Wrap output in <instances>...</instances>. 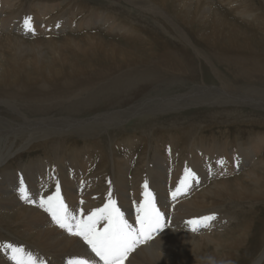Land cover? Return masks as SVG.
<instances>
[{
  "label": "bare ground",
  "instance_id": "1",
  "mask_svg": "<svg viewBox=\"0 0 264 264\" xmlns=\"http://www.w3.org/2000/svg\"><path fill=\"white\" fill-rule=\"evenodd\" d=\"M10 1L1 0L0 11L12 10L13 4L9 5ZM124 1L149 13L164 29L165 35L171 36L170 38L179 44L174 45L175 42L173 45L169 44L164 37H161L162 44L154 40L161 47L160 51H156L157 48L159 49L157 45L144 47L149 51L152 49L155 51H150L149 55L139 50L141 46L133 44H130L131 47L122 46L102 39L97 33H87L81 36L83 41L67 34L62 43L54 38L44 39L46 40L44 44L48 49L42 52L44 44L41 41L26 46L22 42L23 39L17 36L0 34V46L4 43L1 46L3 53L0 48V169L8 168V171L0 172V207L5 204V210L0 208V223L8 227V234L0 237V264H14L9 259L10 251L4 248L7 243L23 247L25 253H31L37 260V264L40 261H43V264H74L77 259H86L92 264H101L91 254V249L82 238L71 235L65 229L60 228L49 213L39 207L40 196L46 197L53 194L55 188L51 191L48 187L56 186L57 181L70 211L79 215L81 209L87 214L94 208L102 207L107 202L108 192L111 191L112 198L124 212L125 219L133 226H136L134 223L137 214L136 202L143 200L142 185L145 180L148 181L149 189L155 195L157 208L162 213H166L165 223L151 239L142 241L129 253L124 264H228L236 260V254L246 246V242L250 239L248 232L252 229V224H245L239 228L236 236H230L229 233H225V230L224 234H215L216 229L225 227L230 217L224 213L217 216L218 214L204 211L214 210L218 204L222 206L227 199L264 200V156L256 160L255 164L251 159L253 154L255 157V153H259L263 148L264 135L252 138L250 140H254L252 145L246 148L238 147L236 150H231L227 146L221 148L214 143L202 145L204 143L201 142L193 154L182 160L179 159L177 163L178 155L176 156L173 149L167 155L160 151L156 153L151 151L154 154L152 162L147 159V156L141 157L140 165H137L138 167L134 168L132 173L129 171L134 164L132 156L123 151L124 155L121 153L120 156L113 152L111 155L112 183L110 182L109 190L102 185L106 178L103 177V172H91L94 169V158L91 155L83 157V153L88 151V148L84 151L78 149L73 152L72 150L73 156L68 159L61 155L62 158L58 156V153L68 148L66 142L69 138L74 136L83 139L97 138L102 133V128L126 130L129 121L144 115L151 120L162 113L169 114L173 111L198 106L246 105L264 110V15H258L256 10L247 9L245 3L235 5L236 0H223L230 6L233 5L232 8L237 9L247 19H256V26L260 28L257 30L260 33H257L251 28H242L229 20L218 7L213 5L214 0ZM35 6L38 8L39 15L44 16L56 5L42 2L36 3ZM45 16L47 17V14ZM7 17L0 13L1 31L12 29L11 20ZM49 21L39 22L42 32H57L76 27L70 24L71 22L65 24L55 21L49 24ZM88 21L85 20L83 25L87 26ZM115 26L117 24L108 23L109 29H114ZM32 28L35 30V27ZM118 28H123V26L120 25ZM15 29L16 27L13 28ZM15 31L19 32L18 29ZM130 39L137 40L138 38L133 36ZM63 45L68 46L67 49L72 54H82L90 62L95 60L104 64H98L100 66L96 65L93 70L89 71L88 67L83 68L85 65H77L74 59L71 60V57L66 54L67 49L60 50ZM28 54H30V59H28ZM251 57L260 60L262 65L256 66V69L250 67L251 70L250 68L247 70L245 66L246 71L241 72L244 65L242 58L247 61ZM3 59H5L4 62ZM237 60L242 65V67L239 66L241 74L251 75L257 72L260 75L258 77L248 75L250 78L247 79L245 85H234L225 80L220 65L238 68ZM30 61L33 64L36 78L32 77L31 70L24 65L25 62L29 65ZM204 64L212 71L217 80L216 83L208 84L203 78L200 79L199 74H202ZM185 83H190L185 91L184 89L170 91V87L179 88ZM108 91H114L115 96L106 94ZM104 102L109 107L115 104V108L102 110ZM230 118L231 114L228 112L225 117L209 115L204 117L203 121L200 119L196 122L205 124L235 119V117ZM146 122L152 123L154 120ZM181 125L182 123H174L173 127L178 128ZM154 126L163 127V125L154 124L151 127ZM127 141L128 139L125 142ZM189 141L191 142L192 139ZM120 145L127 146L122 142ZM156 146L158 147L157 143ZM191 146L194 145L190 144ZM38 147H42L47 156L44 160L36 159L39 162L10 171L12 166L9 159ZM52 153L57 154L54 159L50 157ZM13 154L17 155L13 156ZM247 166L251 167L247 168L242 175L229 178V174ZM186 167L196 173L198 182L189 179L187 181L189 187L177 193V198L173 200L172 192L179 186V181L184 178ZM102 170L105 171V167ZM19 173H23L31 183V188H27L37 200L36 204L27 203L20 198L21 178L17 179ZM36 173L38 174L35 175ZM24 182L27 186L28 182ZM251 185L257 188H251ZM81 201H83L82 204ZM203 216H214L215 219L207 227H198L196 231H193L187 221ZM102 224L103 222L98 227H102ZM258 253L256 258H252L254 260L251 264H261L264 261V243Z\"/></svg>",
  "mask_w": 264,
  "mask_h": 264
},
{
  "label": "rangeland",
  "instance_id": "2",
  "mask_svg": "<svg viewBox=\"0 0 264 264\" xmlns=\"http://www.w3.org/2000/svg\"><path fill=\"white\" fill-rule=\"evenodd\" d=\"M15 1L16 0H11L9 2V5L13 4L12 10L11 9L10 10L7 9V10H3V11L1 10L0 11V13H2V16L5 15V17L8 16L7 18H10V20H11V26L10 27H12V29H10V30H4V31L0 30V34L4 35V36H6V35L7 36L8 35L17 36L20 39H23L22 42L26 46L27 45H32L36 41H41L44 44L46 42V40H44V39H48V38H54L57 42L62 43L64 41V37L67 36V34H69V36H74L76 39L79 38L80 40L83 41L81 36H84L87 33H89V34L90 33L91 34L97 33V34H99L101 36L102 39H104L106 41L116 42L119 45L126 46V47H128V46L131 47L130 44L131 45L133 44L134 46H138V47L141 46V48H143V49H144V47L146 48V47H150V46L152 47L154 45L156 46L157 42H159V44H162V41H163L162 38L163 37L165 38V40H167V42L169 44L173 45L174 42H175L174 45H178L179 44L178 42H176V40L171 39L172 38L171 36L165 35L164 29L150 16L149 13L144 12L141 9H138V8L132 6L129 3H126L124 0H81V1L80 0H17L16 2ZM42 2L43 3L46 2L48 4L52 3V4L56 5L55 7H52L53 9H50L46 13L47 17L49 19H46L47 18L45 16L46 14L44 16L43 15H39L38 8L35 6L36 3H42ZM58 3H60V4H58ZM244 3L246 5L247 9L256 10L258 12L257 13L258 15H264V0H236L234 2L235 5L236 4L242 5ZM213 5L218 7L220 9V11L224 15H226L229 20H231V21L235 22L236 24L240 25L242 28H247V29L251 28L255 32L260 33V32L257 31V30L260 29L259 27L256 26L257 20L248 18L250 20L249 21L247 19V17H245L244 15L240 14L237 9H233L232 8L233 5L230 6V4H227V2H224L223 0H221V1L220 0H214ZM66 6H67V8H66ZM80 6H82L83 8H81ZM75 7H76V9H75ZM89 7L91 9H88ZM34 8H35V11H34ZM79 8H80V10H79ZM57 10H58V12H57ZM5 11H6V13H5ZM14 13H15V15H14ZM101 13H103V14H101ZM69 15H70V17H69ZM79 15H81V16H79ZM11 16H12V18H11ZM17 16H18V18H17ZM21 16H22L23 19L20 18ZM26 17H31L32 18L31 19V27H35V30L32 31V32H30V31H28L26 29V26H25V18ZM41 18H42V21H41ZM118 18H119V20H118ZM103 19H107L108 22L107 21H103ZM45 20L46 21L50 20L49 24H51V23H53L55 21H58V22L60 21V22L65 23V24L68 23V22H71L70 24H72V25H74L76 27L75 28H67L66 30H63L64 32L63 31H57V32L54 31L55 33L54 32L46 33V32H42L40 27H39V25H40L39 22H41V23L42 22H46ZM80 20H82V21L83 20L84 21L85 20H89L88 21V25L84 26L83 25L84 21L82 22ZM96 20H97V22H95ZM98 20H101V21H98ZM245 20H247V21H245ZM114 21H115V23H114ZM80 22H82V23H80ZM77 23H80V24H77ZM96 23H98V24H96ZM108 23H112L113 25L117 24V26H115L114 29H109L108 28ZM118 25L119 26L120 25L123 26V28H118L119 27ZM14 26L16 27V29L19 30V32L15 31L16 29L13 30V28H15ZM127 27H129V29L126 30ZM116 28H118V30H115ZM133 28H134V30H133ZM120 32H122V33H120ZM118 35H120V36L118 37ZM138 35H140V36H138ZM133 36H135L139 40L138 39L137 40L130 39ZM147 38H148V40H147ZM154 40H155L156 43L154 42ZM3 45H4V43H1V46H3ZM1 46H0V48L2 49ZM138 47H135V48L139 49ZM157 47H159V46L157 45ZM67 48H68V46H64L63 45V46H61L60 50H66ZM141 48L139 50L143 54H149L150 55L151 52H155V51H153L152 48H151L152 50H150L151 52L149 51V49L148 50L144 49V51H143V49H141ZM47 49H48V47L44 44V46H43V48L41 50H42V52H44ZM160 50H161V47H159V49L158 48L156 49V51H160ZM3 51L4 50L2 49V53H3ZM0 53H1V51H0ZM66 54L71 57V60L74 59L75 62H77V65H80V66L85 65V67L83 66V68H85V69H87V67H88L87 70H89V71L93 70V68H95L96 65L100 66V65L104 64L102 62H96L95 60L90 62V60L87 59V57H85L84 55H82V54L81 55L80 54L79 55L72 54L69 49L66 50ZM252 57H251L250 60L254 59L253 61H250L248 59H247V61H245L242 58V62H243L242 64H244L243 67H242L241 62L239 60H237L238 62L236 63V66H238V68L228 67L227 65L223 66L221 64L220 65L221 66L220 70L222 71V74L224 73L223 74L224 79L227 80V81H230L234 85H241V84L245 85V84H247V79L250 78L249 76H251V77L257 76L258 77L260 74L257 73V72L251 73V75H249V74L246 75V74H241L240 73V71L241 72H243V70L246 71V68H247V70L250 67L251 68L254 67L256 69V66H260V64L262 65V62L260 60H258V59L256 60V58H252ZM254 57H256V55H254ZM28 59H30V54H28ZM2 61L4 62L5 59H3ZM254 62H256V63H254ZM30 64H31V61L29 62V65L27 64V62L24 63L25 67L31 70L30 74H32V77L36 78L35 71L33 70V64H31V65ZM98 64H100V65H98ZM240 65L242 67V70L239 69ZM245 66H246V68H245ZM251 68H250V70H251ZM196 71H198V69H196ZM231 72L233 74H231ZM237 74H239V75H237ZM199 76H200V79L203 78L204 81L206 83H208V84H212V83H216L217 82V80H216L215 76L213 75L212 71L209 68H207V66L205 64L203 65V72H202L201 75L199 74ZM234 78H236V79H234ZM250 81H252V80H250ZM189 86H190V83H185V85H180L179 88L178 87H170V91H174V90H177V89H179V90H183L184 89L183 91H185V89H188ZM106 94H112L113 97L115 96V92L114 91H108V92H106ZM104 104H105V102H104ZM112 106L113 107H109V105L106 106V104H105V105L102 106V110L104 108H108V109L115 108L114 107L115 104L112 105ZM226 107H228V108H226ZM204 108L205 109L207 108L206 111H205ZM212 108H214V109H212ZM209 112H210V114H209ZM228 112H230V114H231V118L230 119H233L235 117L234 120H232V121L230 120L229 121V119L228 120L225 119V121H216L217 123L216 122L215 123L214 122H208V123H205V124L204 123H200V122H198V123L196 122V121H200V119L203 121L204 117L209 116V115H214L215 117H225V116H227ZM169 114L162 113L161 115H158L160 118L156 117V118H158V119H156L154 117V119H151V120H148L150 118L147 117L146 115L141 117L143 119L135 118L133 121H129L128 122L129 125L126 127L127 128L126 130L116 129V128H110L108 130H105L104 128H102L101 129L102 133H100V136H98L97 138L83 139L81 137H75L74 136V137L69 138L67 140L66 143H67L68 148L66 149V151L58 153L59 154L58 156L61 155L62 157H66L68 159L70 156H73L74 150H78V149L80 150L81 149L82 151H84L85 148H88V151L83 153V157L85 158L86 155H91L94 158V161H95L94 162V169L91 170V172H96V171L103 172L102 173L103 177H106V178L104 179V182H103L102 185L107 187V190H109L110 189V182L112 183L111 176H112L113 163L111 162V155L113 154V152H116L117 155H119V156L121 155V153H122V155H124L123 152L125 154H129V155L132 156V159L134 160V164L130 167V170H129L130 173H132L134 168H136V167H138L140 165V162H141L143 157L147 156V159H149L152 162L151 159H153V156H154V154H152V152L156 153L157 151H160V152H162V154L167 155L168 152H170V150L173 149L172 151L176 152L175 153L176 156L177 155L179 156V157L178 156L176 157V159H178V160H176V163H177L180 160H182L184 158H187V156L193 154V152L196 151V149L201 144V142L204 143L202 145H208V144L214 143L215 145H219L221 148L227 146L231 150H236L238 147H245L246 148L249 145H252L253 141H254V140L250 141V140H252V138L254 139L256 136L264 135V110L254 109V108L248 107L246 105H242V106H240V105L239 106L224 105V106H217V107L198 106V107H190V108L179 110V111H173V112H171ZM219 115H221V116H219ZM146 117H147V119H146ZM196 117H198V118H196ZM190 119L191 120L194 119L195 121L194 120L191 121ZM152 120H154V122L151 123L150 121H152ZM146 121H149L150 123H148ZM194 122H196V123H194ZM174 123H176V124H181L182 123L183 126L182 125L179 126L178 127L179 129H178L177 127H173ZM183 123H185L186 125L183 124ZM152 124H154V125H163V127H159V126L151 127ZM145 125H148V126H145ZM203 126L206 127V128H204ZM180 127L181 128L183 127L182 128L183 130L180 129ZM191 127H193V128H191ZM149 128H150V130H149ZM165 128H167V129H165ZM184 128H187V129H184ZM193 129H194V131H193ZM162 130H163V133H162ZM125 131L127 133H125ZM147 131H148V133H147ZM156 131H158V132H156ZM187 131H189V132H187ZM121 132H123V133H121ZM154 132H155V135H153ZM252 134H253V136H252ZM138 136H139V138H138ZM172 136H174V137H172ZM249 136H251V137H249ZM153 137L155 138V140H154ZM136 138L138 140H136ZM188 138L190 140L192 139V141L190 142ZM127 139H128V141L125 142ZM141 139H143V141ZM136 141H138V143ZM139 141H140V143H139ZM146 141H148V142H146ZM121 142L123 144L124 143L127 144V146H122V145L119 146V144ZM152 142H154V143H152ZM249 142H250V144H249ZM156 143H157L158 147L156 146ZM169 143L172 146H170ZM173 144H174V146H173ZM182 144H183V146H182ZM190 144L194 145V146H191L192 147L191 148ZM104 145H105V147H104ZM180 145L182 146V148H181ZM110 146H111V148H110ZM124 147H125V149H124ZM128 147L130 148V150H129ZM170 147H172V148L170 149ZM69 148H71L70 151L68 150ZM93 148H95V150ZM72 150H73V152H72ZM113 150H115V151H113ZM177 150H179V152ZM261 150H260L259 153H257V152L255 153L254 152L255 153V157H253L254 154L252 155L251 159H252V161H254V164H255L256 160L258 161V159L260 157L264 156V145H263V148ZM136 151H137V153H136ZM253 151H254V149H253ZM16 155L17 154H13V156H16ZM56 155H55V153H52V156H50V157L51 158L53 157V159H54V157H56ZM133 155H135V156H133ZM46 157L47 156L45 155V152L43 151L42 147L34 148V149L30 150V151H24V152L20 153L19 156H16L13 159H9V162H10V164L12 166L10 171L17 170L18 168H24L26 165L31 164V163H35V162H39L37 160H44ZM108 164H109V166H108ZM134 165H136V166H134ZM103 167H105V171L102 170ZM249 167H251V166H249ZM249 167L247 166L246 168L244 167L245 169L244 168L239 169L238 170L239 172L238 171H235L234 173L232 172L231 174H229V178L238 177V176L242 175V173L244 171H246L247 168H249ZM6 171H8V168H6V167L0 169V172H6ZM37 174L38 173H36L35 175H37ZM130 175H132V174H130ZM21 177H23L24 181L28 182L27 187L31 188V185H30L31 183L26 179V177L24 176L23 173H19L17 179H19ZM99 187H98V189H99ZM250 187L251 188H257L256 186H253V185H251ZM54 188H55V186H52V187L49 186L48 190L52 191V190H54ZM260 188H262V187L260 186ZM100 189H101V187H100ZM227 200H226V202L222 203V206H220L221 204H218L217 207L215 206L214 210H208V211H204V212L211 213V214H216V215L218 214L217 216H219L220 213H222V214L224 213L228 217H230V219L227 222V224L225 225V227H222L219 230L216 229L214 231L215 234L223 233V232L226 231L225 233H229L230 236H236L237 233H238L237 230L239 228L243 227L245 224H252V229L249 230V232H248L250 239H248V241L246 242V246H244V248H242L237 253L238 255L236 254L235 257H237V258H236L235 261H232V262L228 263V264H251L252 260H254L252 258H256V256L259 254L258 252H260V250L263 247V243H264L263 242L264 241V200L263 199L258 200V201L257 200H253V201L252 200H241V201L228 200L227 201ZM219 206H220V208H219ZM222 207H223V209H222ZM0 208L5 210V204L3 205V207H0ZM6 210H9V209L6 208ZM249 213H250V215H249ZM195 215H193V216H195ZM234 224H236V225H234ZM6 234H8V227L5 226V225H2L0 223V237L2 235H6ZM260 246H262V247L259 248ZM261 264H264V261Z\"/></svg>",
  "mask_w": 264,
  "mask_h": 264
},
{
  "label": "snow or ice",
  "instance_id": "3",
  "mask_svg": "<svg viewBox=\"0 0 264 264\" xmlns=\"http://www.w3.org/2000/svg\"><path fill=\"white\" fill-rule=\"evenodd\" d=\"M31 17L25 18L26 29L34 31L31 27ZM59 26V25H57ZM223 163V161H219ZM193 179L198 182L196 173L189 168L184 170V178L179 181V186L172 192V198H177V193L189 187L187 181ZM143 200L136 202L135 225L125 219V214L112 198L111 191L107 194V202L102 207L94 208L85 214L81 209L79 215L70 211L61 194L60 184L57 181L55 192L48 196H40L39 207L49 213L52 220L69 234L82 238L84 243L103 262V264H124L125 259L142 241L151 239L154 233L161 230L165 223L166 213H162L156 206V198L149 189L148 181L142 185ZM20 198L27 203L36 204L37 200L30 194L23 177L19 186ZM38 195V194H37ZM83 201H81V204ZM214 216H203L190 219L187 223L196 231L198 227H207L214 220ZM103 222L102 227H98ZM10 251L9 259L14 264H37L31 253H25L23 247L11 243L4 245ZM39 264H43L40 261ZM74 264H89L86 259H77Z\"/></svg>",
  "mask_w": 264,
  "mask_h": 264
}]
</instances>
